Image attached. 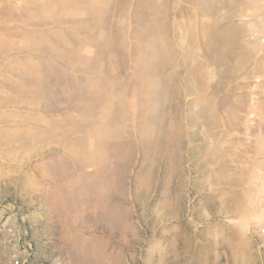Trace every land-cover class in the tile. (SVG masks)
I'll use <instances>...</instances> for the list:
<instances>
[{
    "label": "rangeland",
    "instance_id": "obj_1",
    "mask_svg": "<svg viewBox=\"0 0 264 264\" xmlns=\"http://www.w3.org/2000/svg\"><path fill=\"white\" fill-rule=\"evenodd\" d=\"M0 264H264V0H0Z\"/></svg>",
    "mask_w": 264,
    "mask_h": 264
}]
</instances>
